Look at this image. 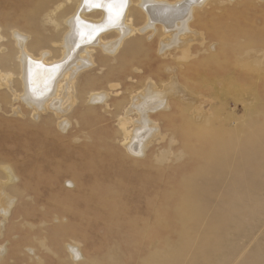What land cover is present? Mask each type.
I'll list each match as a JSON object with an SVG mask.
<instances>
[{
	"label": "rangeland",
	"instance_id": "obj_1",
	"mask_svg": "<svg viewBox=\"0 0 264 264\" xmlns=\"http://www.w3.org/2000/svg\"><path fill=\"white\" fill-rule=\"evenodd\" d=\"M68 4L0 0V32L7 35L0 67L17 71L18 49L10 34L14 29L27 36L28 52L37 56L51 43L53 49L64 35ZM189 20L186 30L196 41L187 43L183 55L176 47L165 52L169 42L159 46L167 34L159 22L146 26L143 42L133 41L131 47L126 42L133 36L124 39L114 56L103 58L100 47L88 48L93 65L75 75L70 100L61 105L59 116L53 109L27 106L17 97L13 80L10 93L2 87L0 160L15 181L7 183L9 208L0 216V264H145L156 252L169 256L171 247L163 241L169 235L172 245L179 243L178 228L169 232V226L186 215L174 207L183 186L197 203L195 225L184 252L173 255L178 260L174 264H264V135L259 137L264 131V99L244 94L247 84L244 90L237 87L239 94L221 86L223 77L253 73L256 85H251L259 94L264 92V74L257 78L264 71V0H208L191 11ZM132 23L147 25L139 17ZM241 64L256 65L257 73L255 67L250 75L240 71ZM171 76L180 82L186 100L174 97L167 112L148 113V128L154 127L145 148L137 154L128 150L127 133L139 118L136 109L128 108L130 95L148 81L162 89ZM102 90L107 93L102 103L90 108L82 101L88 92ZM60 118L68 121L64 130L57 127ZM222 126L238 132L224 136L231 148L226 146L227 154L214 160L211 179L202 180L197 175L206 164L199 150L209 147L210 136H221Z\"/></svg>",
	"mask_w": 264,
	"mask_h": 264
},
{
	"label": "bare ground",
	"instance_id": "obj_2",
	"mask_svg": "<svg viewBox=\"0 0 264 264\" xmlns=\"http://www.w3.org/2000/svg\"><path fill=\"white\" fill-rule=\"evenodd\" d=\"M38 1H43V0H38ZM52 1L57 2V0H52ZM168 1L166 2L164 0H58V2H68L69 4L67 5V7L71 8V11L69 12V14L66 16V18L64 20V23H65L64 35L62 37H60V40L56 44H54L53 49H52V43H51V45L48 49L42 50L36 56V55H34L35 53L32 54V53L28 52L26 49V48H28V47H26L27 46L26 43L28 40L27 36L23 35L21 32L15 30V29L12 30L10 32V34H11L12 38L14 39V43L17 46L16 49H18V51L16 52L17 53L16 58L18 60V65L16 68L14 67L15 69H17V71L14 72L15 70H13L12 68L4 69V68L0 67V92H2L1 91L2 87H6V89H7L6 91L9 92V90H10L9 86L11 84L9 82H10V80H13V83L17 87V89L14 90L15 92L17 91V97L19 99H21V101H23L27 106H29L33 109H39L40 108L39 111L41 109H45V110L53 109V112L57 116H59V115H61L60 111H63V109H64V107H61V105L64 103V101L70 100V95H71L72 90L74 88L73 85H74L75 75L78 73L79 70L88 69V68H90L91 65H93V63L91 61L92 59L88 56V54H91V53H89L90 51H88V48H90V47L95 48L96 47L95 49H97V46H98V47H100V49L103 53L102 54L103 58L111 57L113 54H115L118 51V49L122 45V42L126 38L133 36L132 38H130L126 42L128 44H130V42H131L130 46L132 45L133 41L134 42H137V41L143 42L142 41L144 39L142 36L143 33H146V29H148L147 27L153 26L154 22H159L160 26L164 29V32H167L165 37L161 38V40L159 42V46L162 43L169 42L167 45H164L166 47L168 46L166 50L163 49L165 52L178 48V49L182 50V55L185 54L187 43L189 45L191 40L196 39L195 36L191 34V31H189L190 32V34H189V32L186 30L187 23L190 21L189 20L190 13L194 8L198 10V7L199 8L202 7V5H204L208 0H173L171 2H168ZM194 12H196V10ZM197 12H199V11H197ZM136 17L141 18L143 20V23L147 21V25L144 26L142 23V25H143L142 28H141V26H139V27L136 25L134 26L132 23V20H133V18H136ZM236 20L238 21V19H236ZM219 22L220 21H218V24H219ZM136 23L137 22H135V24ZM220 23H222V22H220ZM192 24H195V22H192ZM192 24H190L189 27H191ZM226 24L227 23H225V25ZM233 25H234V23H233ZM237 26H239V25H237ZM244 27H246V26H244ZM16 29H17V27H16ZM162 32H163V30H162ZM181 33H186V34L185 35L182 34L183 37L178 36ZM195 33H193V34H195ZM247 35H248V33H247ZM5 36H7V35H5ZM5 36H3L2 33L0 32V52H2V53L4 51V48H2V46H3V39L5 38ZM108 37H111V38L108 39ZM112 37H114V38H112ZM115 38H117V39H115ZM245 38H247V36ZM249 38H251V37H249ZM199 39H201V38H199ZM101 40H103V41H101ZM241 40L243 41V38ZM250 41H251V43H253V40H250ZM140 42H139V44H140ZM58 45L60 46V48L57 47ZM134 46H136V45H134ZM164 46H162V47H164ZM244 46L245 45H243V47ZM246 47H249V46L247 45ZM158 49H159V47H158ZM232 51H234V50H232ZM239 51H240V48H239ZM239 51H236V52L238 53ZM245 51H243V53H247V51L246 52ZM201 53H202V51H201ZM239 53H241V52H239ZM249 55H251V54H249ZM241 56L238 59L236 58L237 62H239V63H240V61H238V60L241 59ZM211 57H212V55H211ZM205 58H207V57H205ZM251 58L253 59V57H251ZM0 59L3 60L4 58L0 57ZM262 59H260L259 61H261ZM2 60H0V61H2ZM229 60H231V59H229ZM233 60H234V58H233ZM245 60H246V58L244 59V61ZM6 61H4V65H5ZM213 61H215V60H213ZM220 62L221 61H219V63ZM207 63H208L207 66H209V62H207ZM225 63H226V61L224 62L223 65H225ZM245 63H247V62H245ZM249 63L250 62H248V65H249ZM251 63H253V61ZM258 63H260V62H258ZM0 64H1V62H0ZM8 64H10V63H8ZM198 64H199V62H198ZM254 64H256L255 61H254ZM254 64H252V65H254ZM248 65L247 64L246 65L241 64V66H240L241 68L239 67L240 68L239 70L240 71L241 70L242 71H248L249 75H250L251 74L250 72L252 70L254 71V67L256 65L254 67L250 65L252 70ZM1 66H3V63L1 64ZM199 66H200V64H199ZM218 66H220V65H218ZM223 67H225V66H223ZM231 67H232V65H230L229 68L231 69ZM229 68H228V70H229ZM257 68L259 69V67H257ZM255 71H256V67H255ZM193 72L196 73V70ZM258 72L260 73V71H258ZM262 72H264V71L262 70ZM262 72L260 74H258L257 78L258 77L261 78V76H259V75L264 74ZM176 73H178V72H176ZM255 73H257V71ZM236 74H238V73L236 72ZM236 74L230 75L228 78H226V77L221 78L222 89L226 90V92L228 91V92H233V93L239 94L242 92L237 87H241L244 90V86H245V84H247L244 94H250L254 98L261 97L262 99H264V92L262 94L261 93L259 94V91L257 90V88L255 89V87H254V85H256V83L253 82V80L255 79L254 77H252L253 73L251 74V76H245V77L240 76L241 78H239L238 76L236 77L235 76ZM14 75H16V76L13 79ZM171 77H170L171 80L169 81V83H166L164 86L162 84V89H158L153 82L148 81L145 85H143L144 87L140 90V92L132 93L131 95L129 94L130 95V100H129L130 102L128 104L129 105L128 108L129 109H136L137 114H138L137 116L139 118L137 117L138 119H136L135 122L133 121L134 122L133 123L134 129L131 132L127 133V138H128L127 141L128 142H126L125 146L127 147L128 150L137 154V153L142 152L143 148H145L144 145L147 141V138L149 137V135H151V134H148V132L150 131L149 129H152L154 127L153 126L151 128H148L151 126V124H150L151 121L149 123V121L146 119V116L148 115V113H158L159 114V113L167 112L168 108L172 105V104H170V99L175 100L176 97H180L182 100L183 99L186 100V96H184L185 94L184 93L180 94L183 92V88H181V86L179 85L180 82L177 83V81L173 80L174 76H171ZM178 77H179V75H178ZM220 77H222V76H220ZM88 81H90V80L88 79ZM242 81L244 83H240ZM261 82H260V84H261ZM253 83H254V85L252 86L251 84H253ZM82 86H84V85H81V87ZM8 87H9V89H8ZM263 90H264V85H263ZM191 92H188V93L191 94ZM106 95H107V93L104 90H102L101 92H95V93L90 91V92H88L86 101L84 99L82 101L86 102L85 105L87 107L91 108L93 105H96V103H102L104 101V98L106 97ZM193 95H191V98L193 97ZM1 97H3V96H1ZM176 101H174V103H177ZM74 102H77L76 99H73L71 103H74ZM183 104H185V103H183ZM67 105H69V104H67ZM179 105H180V103H179ZM182 105L180 107H183ZM130 106H132L133 108H131ZM14 108L17 109V107H14ZM175 108H179V107H175ZM181 110H180V112H181ZM16 111L18 112V109ZM50 112H52V111L50 110ZM250 114H253V112L250 111ZM34 116H35V114H34ZM32 118H33V116H32ZM31 121H34V120L32 119ZM121 125L124 126L125 123L122 122ZM191 125L193 126V123H191ZM67 126H68V121L64 118H60V120L57 123V127H59V130L60 129L64 130L65 128H67ZM218 130H220L219 132L221 133V136L215 138V136L212 134L213 136L209 137V147L207 149H203V146H202V149L199 150V153L202 155L201 158L204 159V163L206 164V166L205 165L203 166V164H202L201 169L199 168L200 171H198L197 176L201 175V178H203L202 180L211 179L210 177L212 174L211 173L212 167L213 168L216 167L214 164L215 163L214 160H218V158L225 155V153L227 154L226 150H228V148L229 149L231 148V146H227L228 144H226L224 136L231 134L235 130L237 131V129H234V130L229 129L228 130L227 128H225L223 126H222V128H220ZM240 133L241 132H239V134ZM263 135H264V131H262L259 134V137H261V139H262ZM244 136L245 135H241L240 138H244ZM219 138H221V141H219L220 140ZM252 140L254 142V139H252ZM255 141H258V140H255ZM238 143L240 144V142H238ZM226 146L228 148H226ZM240 146H242V145L240 144ZM194 148H196V147H194ZM225 148H226V150H225ZM222 149H224V150H222ZM229 153H230V151H229ZM205 157H206V159H205ZM230 159H232V158H230ZM222 160H224V159H222ZM222 160H221V163H222ZM216 163H218V161ZM219 164H220V162H219ZM219 164H217V165H219ZM197 165H199V164H197ZM192 173H195V172L193 171ZM13 174L14 173H11L10 168L8 166H4L2 164V161L0 160V216L1 215L3 216V214L6 215L7 210H8L7 208H9L8 206H6L5 201L7 199L8 193H9L8 192L9 189L7 190V185L9 183H12L13 181H15V176H13ZM196 174H191V175L196 176ZM195 176L193 178L195 181H197L198 179H195ZM197 176H196V178H197ZM192 183H193V181H192ZM187 186H188V184H187ZM191 186L194 187V185H192V184H191ZM191 186H189V187H191ZM182 188H184V193H183V195H180L181 199L179 201H177L176 203H174L175 204L174 207L176 210H179L182 212V214L185 213L186 215L183 216V219L181 218V220L179 222H178V220H176L177 221L176 223H175V221H172L170 223L171 226H169V227H171V228H169V232L174 231L175 228H178V230L177 229L176 230H177L178 234L180 235L179 243L178 244L176 243V245H174V244L172 245L171 244L172 242L169 239V235H167V237L163 241V244L165 247H168V246L171 247V248H169L171 255L165 257L162 253V255L164 256V257H162L156 252V253L151 254L150 256L146 257L147 259L145 257H143L147 261L145 264H160L163 262H164V264H172L173 262H175V260H174L175 256L173 257V255H175V254L181 255L180 252H184L183 250H185V248L189 245L190 237H188V235L190 234L189 232H191L193 230L192 229V228H194L193 225H195V224L192 225V223H193V220H195L194 219L195 218L194 217V215H195L194 210L197 207V203L194 201V199L192 197L190 198V194H191V193H189L190 189L188 187L185 188L184 186ZM194 189H196V188H194ZM192 192H194V191H192ZM9 198H10V196L8 197V199ZM179 219H180V216H179ZM0 226H1V221H0ZM212 227L213 226L211 224H208L209 229H211ZM172 234H173V232H172ZM200 237L202 239V236H200ZM151 242H153V241H151ZM143 256H145V255H143ZM143 258L141 257L140 259L144 260Z\"/></svg>",
	"mask_w": 264,
	"mask_h": 264
}]
</instances>
